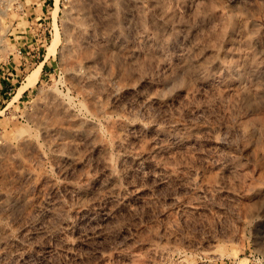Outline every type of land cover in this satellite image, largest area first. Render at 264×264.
<instances>
[{
    "label": "rangeland",
    "instance_id": "1",
    "mask_svg": "<svg viewBox=\"0 0 264 264\" xmlns=\"http://www.w3.org/2000/svg\"><path fill=\"white\" fill-rule=\"evenodd\" d=\"M54 9L60 41L50 46ZM186 53L210 67L200 81L180 66ZM77 66L99 79L75 75ZM112 87L127 89L113 96ZM55 92L84 116L98 100L112 117L203 128L193 144L164 152L145 128L104 125L121 190L81 199L61 183H20L11 172L18 163L1 148L25 131L48 154L73 152L69 143H77L87 156L75 168L96 166L87 131L74 133L49 104ZM37 116L58 128L54 147L32 121ZM119 138L155 161L135 169L132 158L118 159ZM67 165L54 158L50 173ZM22 186L67 210L58 219L32 206L14 214L16 254L0 264H264V0H0V193Z\"/></svg>",
    "mask_w": 264,
    "mask_h": 264
},
{
    "label": "bare ground",
    "instance_id": "2",
    "mask_svg": "<svg viewBox=\"0 0 264 264\" xmlns=\"http://www.w3.org/2000/svg\"><path fill=\"white\" fill-rule=\"evenodd\" d=\"M57 1V0H56ZM57 4V2H56ZM52 13L53 20V30L54 37L51 40L57 45L60 41V31L56 22L57 11L54 9ZM53 44V45H54ZM55 46L53 48H55ZM129 47V45H127ZM129 48L127 53H123L124 56H129L133 50ZM54 50V49H53ZM189 53V52H188ZM186 53L184 57L179 61L182 68L188 69V76H191L196 81H200L204 74H209L210 67L208 66H196L195 58L189 57ZM39 67V66H38ZM37 68V67H36ZM82 66H77L74 68V74L79 76H84L90 81H97L99 79V73L95 71H81ZM34 69L30 75L32 77L25 83V86L32 81L34 73L38 72ZM35 71V72H34ZM37 74V73H35ZM39 74V72H38ZM37 74V75H38ZM36 76V75H35ZM34 76V78H35ZM28 78V77H26ZM36 79H34L35 81ZM33 83V82H32ZM19 92L22 88H19ZM127 89V87H112L110 92L113 96H119L121 93ZM20 94V93H18ZM65 96V95H63ZM60 94L53 93L51 95L49 104L56 108L60 113L66 117L68 124L72 125V131L77 134H82V132L87 131L84 137L85 145L87 146L89 153H97L96 166L89 165L88 168H75L77 165H83L86 155H81L75 151L79 144L74 142L69 143V145H74V151H60L52 148L53 153L48 154L43 148L42 143L34 138L30 133L25 131H19L9 138L3 139L1 142V148L5 149L13 160L18 163V166L11 168V172L17 175V179L20 183L27 180H45L48 181L51 188L55 187L57 183H61L68 193L76 192L81 199L86 198L88 195L105 194L107 196H114V193L120 192V184L117 179V172L113 166V159L110 154L111 144L105 139L103 135L102 127L104 125H113L118 127L121 131L129 132L134 131L137 127L145 128L154 134V139L157 144V148L160 151H168L172 149H180L186 147L188 144H193L194 138H196L197 132L203 128L202 125L198 123H190L183 125V130L179 131L175 126L165 127L161 125L158 121H153L151 123L142 122L136 118H131L129 120L123 119L122 117H112L108 114V111L104 105L95 100L94 110H87L89 115H80L77 113L73 107L68 103ZM32 121L38 125L39 133L42 136L44 142L49 147H54L53 141L50 136L58 128L47 124L44 116H37L32 118ZM62 126L61 129H66ZM70 128V127H68ZM113 146L117 150H122L123 153L118 156L120 160H126L127 158H132L136 168L143 169L145 166L152 164V156L134 155L131 150H128L127 146L121 139H116ZM194 146V145H193ZM79 154V155H77ZM56 158L60 162L68 164L63 166L64 168L60 171L57 177H54L50 173L52 168L53 159ZM71 165V166H70ZM99 167V171L98 168ZM157 168L162 169L166 175H175V170L170 168L165 164H156ZM82 169V170H81ZM128 170H131L127 167ZM99 173V174H98ZM100 175L104 178L100 179ZM100 176V177H99ZM93 183H99L96 189H92L91 185ZM82 206L87 205V203H80ZM33 207L34 209L42 211L44 214L51 215L58 219L63 213L66 212L67 206L63 205L62 201L59 199H52V201L47 202V200L39 199L38 197L28 196L24 186L17 188L13 191H6L0 193V217L9 220V225L0 224V258L7 259L11 258L16 254V250L12 249L11 246V231L14 228V224L20 216H15L14 214L21 215L26 212L27 208ZM190 209H197L198 206L190 203L187 205ZM89 214H85L87 216ZM92 218V216H88ZM26 239L32 241L33 234L28 232Z\"/></svg>",
    "mask_w": 264,
    "mask_h": 264
}]
</instances>
